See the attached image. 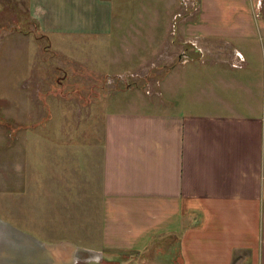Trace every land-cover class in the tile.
I'll list each match as a JSON object with an SVG mask.
<instances>
[{
  "label": "crops",
  "instance_id": "crops-1",
  "mask_svg": "<svg viewBox=\"0 0 264 264\" xmlns=\"http://www.w3.org/2000/svg\"><path fill=\"white\" fill-rule=\"evenodd\" d=\"M194 1L196 13L180 24L187 51L146 45L138 55L160 66L158 94L175 102L104 113L95 143L102 240L141 252L143 264H153L156 242L155 256L170 260L155 264H264V0L258 11L256 0ZM26 2L51 43L52 35L107 34L117 14L114 0ZM28 182L27 203L38 191L35 178ZM0 188L11 195L4 206L21 204ZM46 243L0 216V264H14L21 246L20 257L36 264Z\"/></svg>",
  "mask_w": 264,
  "mask_h": 264
},
{
  "label": "rangeland",
  "instance_id": "rangeland-1",
  "mask_svg": "<svg viewBox=\"0 0 264 264\" xmlns=\"http://www.w3.org/2000/svg\"><path fill=\"white\" fill-rule=\"evenodd\" d=\"M114 1L117 14L109 33L52 35L51 50L44 46L47 40L26 0H0V182L22 200L4 206L11 195H3L0 188V216L47 241L37 249L36 264H83L96 256L98 264L146 263L141 252L111 249L102 240L95 143L102 137L105 112L169 108L156 101L158 97L175 102L163 89L158 94L160 66L138 55L146 45H183L187 51L189 42L180 24L188 12L196 13L197 2ZM63 36H71V41H58ZM179 58L186 56L180 53ZM152 84L155 91L146 92L143 86L151 89ZM80 102L82 113L76 107ZM31 178L38 191L36 201L27 203ZM158 243L151 252L153 264L170 260L155 256ZM24 249L18 248L14 264L27 262L20 257Z\"/></svg>",
  "mask_w": 264,
  "mask_h": 264
},
{
  "label": "built area",
  "instance_id": "built-area-1",
  "mask_svg": "<svg viewBox=\"0 0 264 264\" xmlns=\"http://www.w3.org/2000/svg\"><path fill=\"white\" fill-rule=\"evenodd\" d=\"M183 3L189 2V0H181ZM192 3H195V1H193ZM262 7V0H256L255 2V9L258 11L260 10ZM258 14V13H256Z\"/></svg>",
  "mask_w": 264,
  "mask_h": 264
},
{
  "label": "trees",
  "instance_id": "trees-1",
  "mask_svg": "<svg viewBox=\"0 0 264 264\" xmlns=\"http://www.w3.org/2000/svg\"><path fill=\"white\" fill-rule=\"evenodd\" d=\"M23 30H26L25 28H23ZM25 32H27V31H25ZM41 35L43 36V37H45V39L47 40V43H46V45H44L45 47L47 46H49L48 47V49H50V43H49V38H48V35L45 33V32H43V31H41Z\"/></svg>",
  "mask_w": 264,
  "mask_h": 264
},
{
  "label": "water",
  "instance_id": "water-1",
  "mask_svg": "<svg viewBox=\"0 0 264 264\" xmlns=\"http://www.w3.org/2000/svg\"><path fill=\"white\" fill-rule=\"evenodd\" d=\"M95 258L91 259V260H88L86 263H83V264H98L99 260L97 258H99V256H96Z\"/></svg>",
  "mask_w": 264,
  "mask_h": 264
},
{
  "label": "flooded vegetation",
  "instance_id": "flooded-vegetation-1",
  "mask_svg": "<svg viewBox=\"0 0 264 264\" xmlns=\"http://www.w3.org/2000/svg\"><path fill=\"white\" fill-rule=\"evenodd\" d=\"M24 264H27V262H25Z\"/></svg>",
  "mask_w": 264,
  "mask_h": 264
},
{
  "label": "bare ground",
  "instance_id": "bare-ground-1",
  "mask_svg": "<svg viewBox=\"0 0 264 264\" xmlns=\"http://www.w3.org/2000/svg\"><path fill=\"white\" fill-rule=\"evenodd\" d=\"M82 262V261H81Z\"/></svg>",
  "mask_w": 264,
  "mask_h": 264
}]
</instances>
